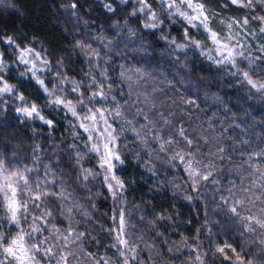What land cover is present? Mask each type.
<instances>
[{
  "label": "snow or ice",
  "instance_id": "snow-or-ice-1",
  "mask_svg": "<svg viewBox=\"0 0 264 264\" xmlns=\"http://www.w3.org/2000/svg\"><path fill=\"white\" fill-rule=\"evenodd\" d=\"M135 3L139 8L134 7L132 14L136 11L145 14L143 27L159 28L163 20L148 0H135ZM257 3L260 5L259 14L255 11L250 13L251 21L257 22L253 27L249 14L224 17L211 9L206 0H160L161 10L168 17H179L187 26L202 30L197 36L186 26L179 40L163 34L160 39L166 41L169 47L174 46L173 51L199 50V54L214 65L228 69L227 75L234 78L236 84L246 87L249 97L258 94L264 100V0H226L217 6L225 9L235 6L240 11L253 9ZM0 5L14 8L10 0H0ZM59 7L64 10L67 19H79V0H65ZM104 8L109 12L114 11L109 3H105ZM84 23L86 26L87 21ZM116 26L120 27L118 24ZM127 33L129 37L136 36L131 27H128ZM95 39L111 51V39L102 35ZM24 40L27 37L19 39L6 32L0 35V44L5 45L11 53V60H6L5 52L0 51V136L6 141L16 138L12 131L15 126L9 122L10 103L15 105L13 111L21 124L28 120H39L49 129L54 127L55 121L48 118L36 100H29L22 90L27 82H32L43 93L48 106L62 109L72 117L69 128L74 142L68 145V162L77 167L76 180H83L81 186L90 193L86 199L93 201L90 205L93 210L99 207L95 198L102 196L103 192L93 193L88 184L90 180L96 181L102 177L99 183L106 189L105 199L110 197L112 201L111 214H106L111 224L105 227L95 219L93 212L75 197L74 190H68L67 180L62 174H57L51 162L42 164L41 157L37 155L42 151L40 144L34 143L32 146L31 167L27 164L23 167L19 164L10 166V160L0 154L2 219L15 228L14 232H5L0 224V264H144L140 258L143 251L141 243L149 251L151 259L156 245L144 240L142 235L131 239L133 233L129 232V227L134 228L135 225L130 224L133 212L127 207L128 182L117 173L125 163L120 142L127 139L129 133L134 137L133 143L147 153L148 159L143 166L154 177L157 175L154 156L175 170L167 183L174 193H182L184 200H202L205 195L202 190L209 185L213 188L212 211L219 219H208L205 202V219L196 227L194 234L188 236L180 233L179 241L174 242L176 253L183 255V250L187 249L181 264H217V261L220 264H255L248 252L254 246H264V128L256 133L259 143L255 146L250 139L237 143L234 137L228 136L227 139L233 141L229 153L228 146L223 143L227 129L217 132L214 124L216 113L207 117V128L201 122L196 138L189 134L184 120L177 117L178 106L181 116L187 118H191L193 112L202 111L198 96L193 98L185 91L166 98L170 101L167 105L166 100L158 102L155 94L164 92V88L153 86L150 93L139 90L141 83L156 81L152 71L121 63L117 78L113 79L109 68L100 65L102 58L107 65L111 57H102L98 48L75 37L71 44L72 51L79 50L89 59L90 67L83 73L84 79H76L67 71H61L66 68L63 56L56 60V70L53 72L52 57L58 52L55 44L49 42L45 46V42L40 41L38 48L36 36L27 43ZM12 71H16V83L10 80L9 73ZM117 80L127 87V93L123 87L116 86ZM159 83L171 87L173 81L165 77ZM176 92L180 93V89H176ZM214 98L220 100L219 96ZM165 106L167 111L164 110ZM152 114L154 116L150 118ZM177 119L180 120L179 125L175 122ZM261 124L264 125V120ZM235 127L239 128L240 125L236 124ZM165 129H168L167 134ZM197 139L203 145L197 144ZM75 141H81L85 150H81ZM213 141L216 143L215 150L202 152V146L210 145ZM53 152L55 154L56 149ZM234 154H238L240 159L230 171L239 177V183L230 180L225 188L221 180L215 177L216 161H231ZM12 156H16L15 151ZM205 156L208 158L206 162ZM86 158L95 160L93 167L83 166ZM135 158L139 160L141 153L136 152ZM41 164L43 176L39 175ZM181 170L183 176L177 175ZM34 172L37 173L35 177L32 175ZM181 179L183 183H177ZM134 207L139 209L140 205L135 204ZM139 219L144 221L145 215L141 213ZM165 220L171 221L172 216L156 213L148 224L155 229L158 221ZM89 221L98 223L100 231L110 237L111 243L106 247L115 250L112 255L106 252L101 254L98 248L91 251L85 247L86 239L97 246L100 244L98 236L92 235L93 228ZM82 223L86 225L83 230L80 228ZM156 235L162 236L163 233L157 231ZM162 243L168 244L167 239ZM173 250V246L169 245L168 252L172 253ZM155 254L160 255L159 252Z\"/></svg>",
  "mask_w": 264,
  "mask_h": 264
},
{
  "label": "trees",
  "instance_id": "trees-1",
  "mask_svg": "<svg viewBox=\"0 0 264 264\" xmlns=\"http://www.w3.org/2000/svg\"><path fill=\"white\" fill-rule=\"evenodd\" d=\"M10 2L16 4L17 7L20 6V0H10ZM62 2H65V0H23L26 16H21L14 8H5L0 5V35L6 32L8 35H15L19 39L27 37V40H24L25 43L31 40L33 36H36V46L38 48L40 41H44L45 46L49 42L54 43L58 52L52 57L53 72L56 70V60L63 56L66 68L61 69V71H67L70 76L76 79H84L83 73L89 70L90 64L89 59H86L79 50L72 51L73 37L83 39L86 43H91L94 48H98L101 51L102 57H111L109 64L106 65L102 58L100 65L102 68H109V74L113 79L117 78L120 70L119 64L124 63L126 66H141L148 71H152L157 81L166 77L168 80H172L173 83L181 78L188 85L196 83L199 88L198 94H193L194 90L191 88L187 90V93L192 95L193 98L198 96V103L202 111L193 112L190 120L187 117L183 119L185 128H187L193 138L197 137L201 122L203 121V127L207 128V117L216 113L214 124L217 132L227 129L223 143L228 146L229 153H231L233 141L228 140V136L234 137L237 143L244 139L252 140L254 146L259 143L256 133L261 132L262 128H264V125L261 124V121L264 120V100L258 94H253L249 97L248 89L236 84L234 78L227 75L228 69L214 65L205 56H201L199 50L173 51L174 46L169 47L166 41L160 39L163 34L169 38L176 37L179 40L184 27L187 26L179 17H168L166 12L161 10L160 0H148L153 10L163 20V23L157 29H146L143 27V22L146 20L144 13L136 11L135 14H132L134 7L139 8L135 0H124V2L122 0H79L81 5L78 10L79 19H67L63 14L64 10L59 7ZM206 2L211 9L224 17L249 14L248 18L250 21V13L255 11L256 14H259L260 9L258 3L254 5L253 9L237 11L235 6H230L226 9L217 6L225 3L226 0H206ZM105 3L111 4L114 11L109 12L105 9ZM56 18L61 21L59 25L53 23ZM66 19L68 23L65 24L63 21ZM85 21H87L86 26ZM116 24L120 25V27H117ZM251 24L256 27L257 22L251 21ZM128 27L133 28L136 32L135 37L128 36ZM187 27H189L193 35L199 36V32L202 31L190 26ZM101 35L113 41L111 51L105 49L103 44L95 39V37ZM141 48L145 49V51H139ZM0 51L5 52L6 60H11L10 50L5 45L0 44ZM177 57H179V60H177ZM181 61L187 62V67H182ZM9 66L14 68L11 64ZM20 70L22 71L23 69L21 68ZM9 77L11 82L16 83V71L9 73ZM143 84L141 83L140 87ZM116 86L123 87L125 93H127V87L120 85L118 80ZM49 87H51V84ZM67 87L70 88L71 85ZM160 87H164V85L160 84ZM177 87H180V85H177ZM22 90L29 97V100H36L43 109L44 114L55 121V125L52 129H49L39 120H28L21 124L17 114L13 111L15 105L10 103L9 122L15 126L12 131L15 132L16 138L6 141L3 136H0V154H4L10 160V166L19 164L20 167H23L27 164L31 167L33 165L32 146L34 143L40 144L42 151L37 153V155L41 157L42 164L51 162L57 174H62L67 180L68 190H74L75 197L84 203L89 208V211L93 212L96 220L103 223L105 227L110 226L111 221L107 219L106 214H111L112 201L110 197L105 199L107 196L106 189L99 183V179H102V177L96 181L90 180L88 184L93 193L96 191L103 192L102 196L95 198V202L99 207L93 210L90 207L93 201L86 199L90 193L81 186L84 183L83 180L81 179L79 182L76 180L77 167L68 162V145L74 142L70 135L71 129L69 128V121L72 120V117L62 109L48 106L43 93L32 82H27V86ZM180 91L185 92L186 90L180 87ZM117 95L119 97V93ZM214 96H219L220 100H216ZM163 97H159V101L163 100ZM175 122L179 125L180 120L177 119ZM236 124H239L240 127H235ZM33 130H35V135ZM167 131L168 129H165V134H167ZM133 141L134 137L131 133L128 134L127 139L121 140L120 146L121 151L125 154V163L117 170V173L128 182V191L126 193L127 207L133 212L130 224L135 225L134 228L129 227V232L133 233L131 239L135 240L137 236L142 235L144 240L156 245L152 252V259L159 261L162 258L166 264H181L187 255V249L183 250V255L176 253L174 242L179 241L180 233L188 236L194 234L196 227L205 219V202H207L209 213L208 219L210 221L219 219L212 211L213 188L209 185L207 189L202 190V193H205L202 200L192 202L184 200L182 193L178 191L174 193V190L167 183L168 178L173 175L175 170L168 168L167 165L156 160L154 156L153 163L157 169V175L154 177L143 166L148 159L147 153L142 151ZM75 143L80 145L81 150H85L81 141H75ZM197 144L203 145V142L197 139ZM215 147L216 143L213 141L210 145L202 146L201 150L207 153L214 151ZM54 149H56L55 154L53 152ZM193 150H195V146ZM13 151L16 152V156H12ZM136 152L141 153L139 160L135 159ZM89 155L91 156L92 154ZM58 158L59 162H57ZM204 159L206 162L208 158L205 156ZM239 159V155L234 154L231 161L228 159L216 161L218 171H216L215 177L221 180L225 188L229 186L230 180H235L239 183V177L235 172L230 171V168L238 163ZM42 164L39 171L40 176H43L44 172ZM94 164L95 160L86 158L83 166L90 168ZM176 174L183 176L182 170ZM32 175L35 177L37 173L34 172ZM161 181L164 183H161ZM177 183L182 184L183 179L178 180ZM135 204H139L140 208L136 209L134 207ZM141 213L145 215L144 221L139 219ZM156 213L170 214L172 220L158 221L157 228L152 229L148 224V220L154 219ZM3 215V209L0 208L2 230L14 232V226L8 225L6 220L2 219ZM77 218L80 219V217ZM30 220L31 216H29V222ZM188 221H191V223L189 224ZM88 223L92 225V235L98 236L100 244L97 246L95 242L86 239L84 241L85 247L91 251H96L98 248L101 254L106 252L108 255H112L115 250L106 247L111 243L110 237L100 231L98 223L94 224L92 221ZM24 226L27 227V223ZM84 227L86 225L82 223L80 226L81 230ZM157 231L162 232L163 235L157 236ZM165 239H167L168 244L162 243ZM169 245L173 246L174 250L172 253L168 252ZM140 247L143 249L140 253V258L144 260V264H152V260L149 259V251L144 248L143 243L140 244ZM156 252H159L160 255H156Z\"/></svg>",
  "mask_w": 264,
  "mask_h": 264
},
{
  "label": "clouds",
  "instance_id": "clouds-1",
  "mask_svg": "<svg viewBox=\"0 0 264 264\" xmlns=\"http://www.w3.org/2000/svg\"><path fill=\"white\" fill-rule=\"evenodd\" d=\"M13 5H14V9L17 12H19L21 16H26V11L23 8V0H20V6L19 7H17L16 4H13ZM53 23L55 25H59L61 23V21L59 20V18H56L53 21ZM63 23H65V24L68 23L67 19L65 21H63ZM180 64L182 67H187V62H185V61H181ZM162 85H164V87H162V88L167 89V91H164L161 93L164 96L163 100H166V98H168V97H175L177 95L182 94L183 92H181V91H180V93L176 92V89H180V87L185 88L186 91L189 90V88H191L192 90H194L193 94H198V92H199V88H198L196 83H192L191 85H188L185 83L184 79L183 80H181V79L176 80V82L173 83L171 85V87H169L167 84H162ZM177 85H180V87H177ZM167 103H170V101L166 100V105H167ZM179 107L180 106L177 107V117L180 119H184V117L181 116V114H180ZM164 110L165 111L168 110L167 106H165ZM129 111L131 112V108H129ZM188 119L190 120L191 118H188ZM125 147H127V146L125 145ZM216 171H218V168L216 169ZM248 255L254 258L255 264H264V246H260V247L254 246L251 249V251L248 252ZM151 260H152V264H166V262L162 258L159 261H157L155 259H152V257H151ZM217 264H220V262L217 261Z\"/></svg>",
  "mask_w": 264,
  "mask_h": 264
},
{
  "label": "rangeland",
  "instance_id": "rangeland-1",
  "mask_svg": "<svg viewBox=\"0 0 264 264\" xmlns=\"http://www.w3.org/2000/svg\"><path fill=\"white\" fill-rule=\"evenodd\" d=\"M84 56V55H83ZM85 57V56H84ZM86 58V57H85ZM86 59H88V58H86ZM153 86H159L160 87V83H159V81H157V79H156V81H148L146 84L144 83L140 88H139V90L140 91H147V92H151V90H152V87ZM156 95V98H157V101L159 102V97H163V95L161 94L160 95V93H156L155 94ZM133 98H135V96H133ZM164 98V97H163ZM142 106V105H141ZM153 114L152 115H150V118H153ZM193 131H194V129H193Z\"/></svg>",
  "mask_w": 264,
  "mask_h": 264
}]
</instances>
